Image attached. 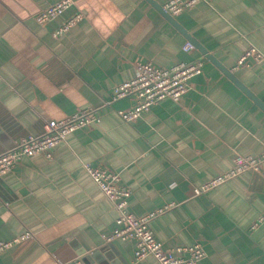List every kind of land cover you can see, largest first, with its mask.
<instances>
[{
  "label": "crops",
  "instance_id": "0c3cea01",
  "mask_svg": "<svg viewBox=\"0 0 264 264\" xmlns=\"http://www.w3.org/2000/svg\"><path fill=\"white\" fill-rule=\"evenodd\" d=\"M56 1L0 0V154L48 120L92 108L99 121L69 133L52 157L25 156L0 177V241L31 232L0 252V264H159L135 261L133 239H103L118 213L84 163L119 173L138 216L175 202L149 223L163 246L199 243L202 264H264V165L195 192L236 155L264 151V107L219 66L264 105V0H201L171 15L179 26L149 0H74L39 23ZM76 10L83 18L54 35ZM251 47L261 57L236 67ZM198 58L202 70L179 101L119 116L134 100L112 101L113 89L134 77L135 62Z\"/></svg>",
  "mask_w": 264,
  "mask_h": 264
},
{
  "label": "built area",
  "instance_id": "2783aa9c",
  "mask_svg": "<svg viewBox=\"0 0 264 264\" xmlns=\"http://www.w3.org/2000/svg\"><path fill=\"white\" fill-rule=\"evenodd\" d=\"M201 0H167L163 9L171 15H176ZM74 5V0H58L43 8L36 15L39 23H49L62 15ZM81 18L83 13L76 10L71 16L62 21L54 30L59 35ZM190 43L184 45L185 49ZM248 57L259 59L261 53L251 47L236 61V67L244 65ZM203 59L198 58L190 62H181L171 67H160L150 61L135 62L133 78L117 84L113 89L112 101L123 97H131L134 104L127 109H119V116L125 121L135 120L140 114L162 99L169 98L179 101L189 89V79L200 73ZM99 121L97 111L92 108L83 109L60 119L48 120L44 124V131L40 135H33L21 139L13 148L0 154V177L11 171L25 156L37 153L52 157L54 147L67 138L72 131L83 128L90 123ZM264 165V151L258 155H236L231 169L223 172L208 183L195 189L196 193L204 192L219 185L245 171H260ZM84 168L90 177L98 184L102 192L114 203L117 210L116 227L111 233L103 234L105 241L114 239L134 240V259L138 261L147 255L153 256L159 264H202L206 251L199 243L165 247L158 241L149 227L150 221L175 206V202H168L148 213L138 216L128 208L130 189L121 181L119 173L101 166H91L84 163ZM264 218V213L259 220ZM31 236L26 231L8 241H0V252L11 247L17 241Z\"/></svg>",
  "mask_w": 264,
  "mask_h": 264
},
{
  "label": "water",
  "instance_id": "95a60500",
  "mask_svg": "<svg viewBox=\"0 0 264 264\" xmlns=\"http://www.w3.org/2000/svg\"><path fill=\"white\" fill-rule=\"evenodd\" d=\"M153 5H155V7L160 10L163 15H165L172 23H175L178 25V23L176 22V20L174 19V17L171 16L170 13H168L167 11H165L162 7L161 4L157 3L154 0H149ZM179 26V25H178ZM207 57H210V55H207ZM214 62H216L213 58H211ZM218 64V63H217ZM220 68L227 74L229 75V77L239 86L241 87L250 97H252V99L254 101H256L259 105H261L262 107H264V105L261 103V101L255 97V95L245 86L243 85L237 78L236 76L231 73L228 69H226L225 67H222L221 65H219Z\"/></svg>",
  "mask_w": 264,
  "mask_h": 264
}]
</instances>
